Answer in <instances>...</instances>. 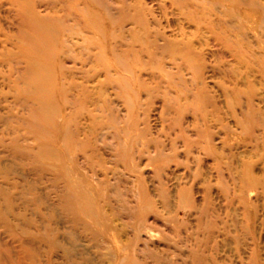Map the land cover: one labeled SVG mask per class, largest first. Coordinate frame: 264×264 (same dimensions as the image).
Wrapping results in <instances>:
<instances>
[{
  "label": "rangeland",
  "instance_id": "rangeland-1",
  "mask_svg": "<svg viewBox=\"0 0 264 264\" xmlns=\"http://www.w3.org/2000/svg\"><path fill=\"white\" fill-rule=\"evenodd\" d=\"M0 264H264V0H0Z\"/></svg>",
  "mask_w": 264,
  "mask_h": 264
},
{
  "label": "bare ground",
  "instance_id": "bare-ground-1",
  "mask_svg": "<svg viewBox=\"0 0 264 264\" xmlns=\"http://www.w3.org/2000/svg\"><path fill=\"white\" fill-rule=\"evenodd\" d=\"M41 53V52H40ZM43 80V79H42ZM46 82V81H45ZM45 84V83H44Z\"/></svg>",
  "mask_w": 264,
  "mask_h": 264
}]
</instances>
